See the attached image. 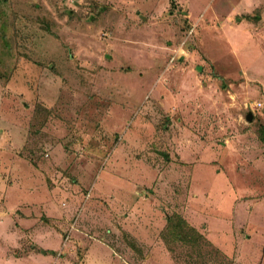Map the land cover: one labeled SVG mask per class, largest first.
I'll list each match as a JSON object with an SVG mask.
<instances>
[{
  "label": "rangeland",
  "instance_id": "374dc122",
  "mask_svg": "<svg viewBox=\"0 0 264 264\" xmlns=\"http://www.w3.org/2000/svg\"><path fill=\"white\" fill-rule=\"evenodd\" d=\"M0 111V264H264V0H0Z\"/></svg>",
  "mask_w": 264,
  "mask_h": 264
},
{
  "label": "crops",
  "instance_id": "0c3cea01",
  "mask_svg": "<svg viewBox=\"0 0 264 264\" xmlns=\"http://www.w3.org/2000/svg\"><path fill=\"white\" fill-rule=\"evenodd\" d=\"M227 47H228V45H227ZM0 116H6V115L3 113V111H0ZM6 117H8V115ZM251 117H252V114L249 113L247 115V119H250ZM14 131H15V129H14ZM14 134H15V132H14ZM5 146H6L5 148H0L2 150H6V152H8V153H5L4 156L0 155V173L4 174L6 176L7 183H8L3 189V195L5 196L7 191H9L11 189L14 190V192L12 193V195H9V198L6 201L7 203L2 202V205H0V208H2V209H0V212L6 213V215L8 217V216H10L11 211L14 212L16 208L19 210H22V212H25V210L29 209V207H27V205H29V204L34 205L36 207L38 205H40L42 207V209L46 210V212H49L50 207L53 203V201L50 197V195H51L50 191H46V190L43 191L46 194L48 192V194L46 196V194L43 195L42 193L35 192L34 189L30 188L32 186L31 177H34V176H32V173L36 174L37 175L36 177L43 176V178H45V183H46V177H44V175L39 172V169H37L35 167V165H33L27 157L25 159V158H23V155L19 156L18 150L14 151V148L11 147L12 145L6 144ZM22 149H23V144H22ZM35 196H36V199L34 198ZM13 197L14 198L19 197L20 199L17 200L16 202H13L12 201ZM30 197H33V199H31ZM0 200H2V198ZM11 218H12V216H11ZM170 218L171 217H169V216L166 217V224H165L166 227L168 226ZM181 218L184 221L185 218H183V217H181ZM210 225L211 224H209L208 228H207L208 233H209V231L212 230V227ZM166 227H165V229H166ZM208 233H207V240L210 241L214 246H217V247L220 246L219 243L215 242L213 239L210 238ZM88 243L90 244L91 242L88 241ZM92 243H94L95 245H94V247L92 245L91 248L88 249V251H86V254H85L86 257L94 259L93 257L95 256L96 253H108L107 256H110V257H108V259L106 258L107 256H105L104 254L103 255L105 256V258L104 257H102V258L106 262H108V260H109V262L111 264H119L118 259H116L115 255H113L112 252L110 251V250H112L110 247H108L102 243L96 242V241H93ZM220 243H222V242H220ZM107 248H109V249H107ZM37 252L46 256L47 254L51 255L53 250L52 249H46V248H40V249H38ZM100 255L102 256V254H100ZM96 262L101 263L99 260H96Z\"/></svg>",
  "mask_w": 264,
  "mask_h": 264
},
{
  "label": "trees",
  "instance_id": "16d2710c",
  "mask_svg": "<svg viewBox=\"0 0 264 264\" xmlns=\"http://www.w3.org/2000/svg\"><path fill=\"white\" fill-rule=\"evenodd\" d=\"M206 240V239H205ZM206 244L207 245H209V246H211L212 245V243L210 242V241H208V240H206ZM213 246V245H212ZM216 248H218V247H216ZM220 250V249H219ZM222 252V251H221ZM223 254V253H222ZM229 264V263H228Z\"/></svg>",
  "mask_w": 264,
  "mask_h": 264
},
{
  "label": "built area",
  "instance_id": "2783aa9c",
  "mask_svg": "<svg viewBox=\"0 0 264 264\" xmlns=\"http://www.w3.org/2000/svg\"><path fill=\"white\" fill-rule=\"evenodd\" d=\"M255 105H256V103H255ZM260 105V103H257V106H259Z\"/></svg>",
  "mask_w": 264,
  "mask_h": 264
}]
</instances>
